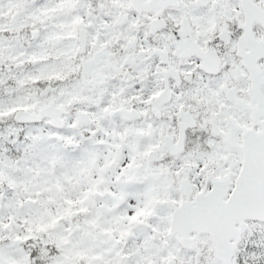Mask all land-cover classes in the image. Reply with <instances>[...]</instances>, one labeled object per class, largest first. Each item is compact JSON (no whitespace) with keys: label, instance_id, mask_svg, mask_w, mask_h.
<instances>
[{"label":"snow or ice","instance_id":"obj_1","mask_svg":"<svg viewBox=\"0 0 264 264\" xmlns=\"http://www.w3.org/2000/svg\"><path fill=\"white\" fill-rule=\"evenodd\" d=\"M0 264H264V0H0Z\"/></svg>","mask_w":264,"mask_h":264}]
</instances>
